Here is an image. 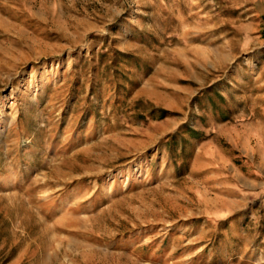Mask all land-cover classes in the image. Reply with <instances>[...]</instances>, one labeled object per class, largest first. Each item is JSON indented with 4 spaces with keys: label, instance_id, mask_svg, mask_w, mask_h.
<instances>
[{
    "label": "rangeland",
    "instance_id": "rangeland-1",
    "mask_svg": "<svg viewBox=\"0 0 264 264\" xmlns=\"http://www.w3.org/2000/svg\"><path fill=\"white\" fill-rule=\"evenodd\" d=\"M244 4L0 0V264H264Z\"/></svg>",
    "mask_w": 264,
    "mask_h": 264
},
{
    "label": "crops",
    "instance_id": "crops-1",
    "mask_svg": "<svg viewBox=\"0 0 264 264\" xmlns=\"http://www.w3.org/2000/svg\"><path fill=\"white\" fill-rule=\"evenodd\" d=\"M239 19H244L241 26L242 40L250 47L249 54L251 62L256 66L258 74L264 72V0H245V4L240 10ZM237 23V19L231 20ZM262 68L259 72V65ZM252 70V69H251ZM254 71H251L253 75Z\"/></svg>",
    "mask_w": 264,
    "mask_h": 264
}]
</instances>
